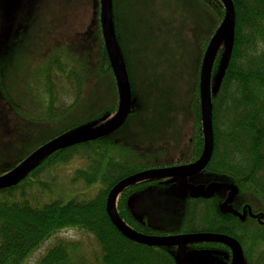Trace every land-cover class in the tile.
Masks as SVG:
<instances>
[{"label":"trees","instance_id":"16d2710c","mask_svg":"<svg viewBox=\"0 0 264 264\" xmlns=\"http://www.w3.org/2000/svg\"><path fill=\"white\" fill-rule=\"evenodd\" d=\"M121 1L112 0L114 30L116 40L120 43L117 9ZM192 1L217 8L220 24L213 32L214 35L225 16L223 1ZM232 1L235 7L233 45L226 56L228 49L222 44L214 60L211 84L215 146L211 160L203 170L222 176L225 183L237 188V192L226 208L224 204L230 195L225 199L218 193L220 191H215L209 197L190 196L182 230L187 233L211 232L234 237L240 242L245 264H264V0ZM100 9V5H94L96 19L100 16ZM2 49H10V46ZM52 50L51 47L49 51ZM60 51L53 52L46 63L42 62L44 66L34 70L39 73L38 79L42 81L44 78V92L48 95V100L44 101L46 119L26 114L29 111L28 105L33 110L36 108L35 96L26 100L25 107L21 99L13 94V88L8 86L6 80L11 75L12 67L14 69L17 65L15 59L7 58L0 63V131L4 133L11 128V115L16 120L23 119L26 122L24 134L18 131V134L9 137L8 142H2L14 154L6 162H1L3 167L0 168V175L13 169L37 148L56 137V134H52L48 138H41L33 143L30 150L23 139L29 138L32 121H40L43 125L54 123L79 103L86 85L87 73L83 69L87 64L90 65L93 78L97 74L111 75L116 89L115 98L109 106L101 109L97 122L105 116L111 119L118 111L119 93L105 43L102 45L99 69L96 64L94 67L88 61V52L72 66L62 61L63 56L68 55L66 49ZM225 57L228 60L224 66ZM24 62L22 66L26 65ZM22 88L24 90V86ZM70 92L74 102L66 104L61 93L67 95ZM152 94L149 86L150 100L146 99L147 105L150 102L148 110L161 109L159 115H162L165 104L153 101ZM192 102L194 108L191 114L195 124L186 150L178 159L151 164L148 161L151 159L150 151H142V147L137 148L104 136L51 153L17 184L0 189V264H27L32 254L46 242L50 243H47L37 264H177L171 246L139 243L124 236L110 219L106 203L111 189L127 176L156 166L190 164L201 157L206 139L200 77L197 96ZM159 103V106H155ZM54 107H58L60 112H54ZM142 107L132 110L127 119L137 118L145 110ZM89 119L91 116L82 122ZM79 123L67 126V130H75ZM148 129L146 124L144 132ZM15 139H18V144ZM76 157L84 160L86 165L75 170L73 181L82 180L89 187L100 183L101 189L92 198L75 193L66 200L60 192L54 193L57 183L55 178L49 179L48 174L51 176V169L59 164H67ZM163 178L141 180L127 186L118 195L117 212L132 229L146 235L166 236L164 231L152 228L144 218L137 216L131 204L134 192ZM45 193H49L46 200ZM67 230L80 231L82 239L63 237L61 233ZM190 245L194 248L218 245L231 254L230 248L219 242L199 241Z\"/></svg>","mask_w":264,"mask_h":264},{"label":"rangeland","instance_id":"374dc122","mask_svg":"<svg viewBox=\"0 0 264 264\" xmlns=\"http://www.w3.org/2000/svg\"><path fill=\"white\" fill-rule=\"evenodd\" d=\"M11 1L13 5H10V8L15 16V18L11 17V22L20 21L14 27V34L19 31L20 28L17 29L19 26L26 25L28 30L25 19H28L30 9L28 5H24L26 0H22V5L18 4L19 0ZM48 6L50 18H53L54 22L50 20L53 23L50 22L47 25V34L40 33L38 35V29L32 25L29 32L32 31L33 36L28 34L20 37L19 41L23 44L18 41V47H16L17 50L22 47L24 51V53H20L22 58L18 59L16 67L22 66L23 58H26L25 62L29 67L23 70L12 69L11 75L6 80L8 86H11L13 90H18V93L19 91L25 93V97L29 91L26 79L29 82L32 81L31 93H28L27 97L35 96L36 108L33 110V107L28 105L29 111L26 114L42 119L47 118L44 101L48 100V95L44 92V78L42 81L41 78L38 79L39 73L34 70L44 66L42 62L45 51L58 46V40H60L61 47L57 50L64 48L68 54L63 56L62 61L72 65L75 61L82 60V57H85L88 52L90 55L88 61L90 60L94 67L96 64L99 69L102 45H104L101 35V18L99 16L96 19L94 3L91 0H82L81 5H60V8L58 5ZM3 7L5 10V6ZM213 8L209 5H198L192 0H122L119 3L117 14L120 23L121 43L117 40V46L131 89V106L133 110L142 106L145 110L133 120L126 119L124 124L107 135L108 137L137 148L142 147V151L148 150L153 156H158V153L162 152L161 150L166 144L161 142L166 138L168 144L172 146L170 147L172 157L168 154L163 158L171 160L180 157L187 147L190 132L195 124V119L191 114L194 108L192 101L197 96L204 53L210 37L220 24L217 8L215 6ZM59 10L62 21L58 23ZM9 15L10 13L6 11V17ZM112 15L115 27L113 9ZM5 28L7 29V27ZM10 30L11 26L7 34H10ZM13 39L9 38V41L2 39L1 48L9 45L12 50ZM48 54L50 56L53 52ZM56 55L59 56V54ZM87 65L83 69L87 73L86 85L79 103L54 123L49 122L43 125L40 121H32L31 127H29V138H23L29 150L35 141L48 138L52 134H56L54 138H59L75 131L86 132L93 127L103 125V121L97 122V116L101 109L112 103L116 96V89L111 75L98 76L97 74L93 78L90 65H88L89 68ZM23 82L26 91L21 86ZM149 86L153 93V101L165 104L162 115H159L161 109L148 110L150 102L147 105L146 99L150 100ZM18 93L16 92L15 95ZM61 95L66 104L74 102L71 92L67 95L61 93ZM22 102L26 107V101ZM160 103L155 106H159ZM53 111L59 113L60 109L54 107ZM90 116L91 119L82 122ZM93 116L96 118L94 119ZM152 116L156 117L152 118ZM77 122L81 123L75 130H67V126ZM10 123V129L4 133L0 131V168L3 167L1 162H6L14 154L12 149L7 148L5 144L2 145V142H8L9 137L15 136V133L18 134V131L24 134L23 128L26 127V122L23 119L16 120L12 115ZM146 124L149 129L144 132ZM31 135L33 137L30 138ZM15 142L18 144V139H15ZM164 151L165 153L169 152ZM165 160H155L152 157L148 161L151 164H163ZM85 165L84 160L76 157L67 164H59L51 169L52 173L51 176L48 174V178H55L57 183L54 186V193L60 192L66 200L67 197L75 193L86 194L89 198L94 197L101 189L100 183L89 187L82 180L73 181L72 179L75 170ZM183 180L182 177L167 176L160 183L156 182L138 189L131 197L133 211L137 216L144 218L152 228L164 231L166 236L189 234L183 232L185 230H182V226L192 192L203 194L212 188V190L220 191L218 193L225 198L232 192L224 190L225 184L223 183L225 181L222 176L204 170L189 174L186 184H180ZM217 186H220V189H214ZM175 189L183 196L179 195ZM48 194L45 193V200L48 198ZM54 196L56 195L54 194ZM61 235L71 239H82V233L75 230H67ZM47 243L50 242H46L32 254L27 264H37L47 248ZM171 249L175 253L177 264H230L232 258L228 250L218 245L194 248L189 243H184L173 245Z\"/></svg>","mask_w":264,"mask_h":264},{"label":"water","instance_id":"95a60500","mask_svg":"<svg viewBox=\"0 0 264 264\" xmlns=\"http://www.w3.org/2000/svg\"><path fill=\"white\" fill-rule=\"evenodd\" d=\"M101 22L103 28V37L105 41L106 50L109 56L110 64L113 69V73L116 79L117 89L119 93V107L115 116L108 120L107 116L103 120H108L102 126L93 127L86 132L75 131L66 136L59 138H54L47 143L43 144L32 152L26 159L15 166L13 169L7 173L0 176V189L7 186H12L17 184L28 172L38 164L44 157L54 153L60 149H64L77 144L85 143L100 137L109 135L112 131L119 129L126 119L128 118L130 112L133 110L131 106V92L130 85L128 82L127 73L123 66L122 60L120 58L117 40L113 24L112 15V0H101ZM225 5V16L224 19L212 36L207 49L204 53L201 72H200V91H201V103H202V114H203V125L205 132V148L201 157L190 164L171 166V167H160V168H150L120 180L109 192L106 210L116 228L126 237L137 241L139 243L149 244V245H166L173 246L184 243H193L199 241H214L227 245L231 250V263L230 264H245L244 254L240 242L225 234L211 233V232H199V233H189L183 235H170V236H155L146 235L140 233L130 226L124 223L120 218L117 208L116 200L120 192L124 190L129 185L137 183L141 180L150 178H161L167 176L182 177L184 180L180 184H186V178L189 174L203 170L213 155L215 140L213 132V112H212V71L214 60L218 49L222 44L226 46L228 56L232 45H233V27L235 24V7L232 0H222ZM228 58L225 57L223 62L224 66L227 63ZM225 184L224 190H231L229 200L224 204L227 207V203L234 197L237 192V188L231 184ZM224 187V185H223ZM220 189V186L214 187V189ZM178 193V190L175 189ZM212 188L208 189L207 193H193V197H209L213 193ZM179 194V193H178ZM181 195V194H179ZM183 196V195H181Z\"/></svg>","mask_w":264,"mask_h":264},{"label":"flooded vegetation","instance_id":"af4514ba","mask_svg":"<svg viewBox=\"0 0 264 264\" xmlns=\"http://www.w3.org/2000/svg\"><path fill=\"white\" fill-rule=\"evenodd\" d=\"M41 1H42V5H41ZM91 1L94 3V5H100V7H102V1L101 0H91ZM81 3H82V0H26L24 5H28V8L30 9L29 17H28V19H25L27 24H28V30H27V26L26 25H24L23 27L19 26L17 28V29L20 28L19 31H16L17 33L14 34L15 33L14 27L20 21L16 20L14 22H11L12 18H15V16L12 13V10L10 8V5H13V3H12L11 0H0V63L3 60L7 59V58L8 59H12L13 61L15 59L16 62L18 61L19 58H22V56L20 55V53H24V51L22 50V47H19V48H21L19 50H17L16 47H18L17 44H18V41L20 40V37L27 36L28 34H31L33 36L32 31L29 32V29L32 27V25L34 26V28L38 29V35L40 33H46L47 34L48 31L47 30L45 31L47 25H49L50 22L51 23L54 22V19L50 18V8H49L48 5H58L59 8H60V5H81ZM18 4L22 5L23 4L22 0H19ZM3 6H5V10H4ZM6 11H8L10 13L9 17H6ZM100 11H101V9H100ZM100 18H101V13H100ZM50 20H52L53 22L50 21ZM57 20H58V23L62 21V16H61L60 10H59V13H58ZM10 26H11L10 34H7V31H8ZM5 27H7V29ZM102 29L103 28H101V35L103 37ZM13 37H15V38L13 39ZM9 38L13 39L12 40L13 41L12 50H10V49H2L1 48V44L3 42H1V40L4 39L6 41H9ZM47 40H49V39L47 38ZM19 42L21 44H23L21 41H19ZM104 43H105V41H104ZM57 45L58 46L52 47L53 48L52 51H49L51 48L49 50L47 49L45 51V53H44L45 56L43 57L44 58V61H43L44 63H46L47 59L50 58V56L48 54L49 52H55V53L56 52L57 53L58 52H62V51H60L61 49L57 50V49H59L61 47L60 40H58V44ZM105 49H106V46H105ZM23 60L25 61L26 58H23ZM24 68L25 69L28 68V65L14 67V69H20V70H23ZM12 69H13V67H12ZM21 84H22V87L24 86V91H26L24 82L21 83ZM31 84H32V81L29 82L28 79H26L27 90H29L28 93H31V88H32ZM16 92L18 93V90H14L13 94L15 95ZM27 94H26V97H25V93L19 91V93L17 95H15V96H16V98L19 97L21 99V101H26V100H30L31 99V98H29V96L27 97ZM107 119H108V117H107ZM108 120H110V119H108ZM108 120H102L103 121L102 124H104ZM161 143L162 144L163 143L166 144V146L164 148H162V149L163 150H169V152L163 153V150H161L162 152L161 153L159 152L158 156H153V155L150 154L151 158L153 157L156 160L157 159L158 160H165L163 158V156L164 155L167 156L168 154L170 155V157H172V153L170 152V147H172V146L170 144H168L166 139L164 141H162ZM155 151L158 152V150H155ZM166 156H164V157H166ZM171 160H165V161L169 162ZM165 167H171V166H165ZM160 182H161V180L158 181V183H160ZM228 197H229V194L226 196V198H228ZM225 199L223 200V202L225 201Z\"/></svg>","mask_w":264,"mask_h":264}]
</instances>
